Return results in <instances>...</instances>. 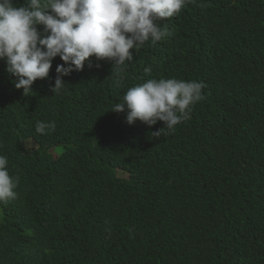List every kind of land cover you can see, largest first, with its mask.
Segmentation results:
<instances>
[{
  "label": "trees",
  "instance_id": "1",
  "mask_svg": "<svg viewBox=\"0 0 264 264\" xmlns=\"http://www.w3.org/2000/svg\"><path fill=\"white\" fill-rule=\"evenodd\" d=\"M156 23L169 34L130 50L119 83L90 57L52 93L57 56L24 93L0 59V155L19 177L0 264H264V0H192ZM160 78L204 84L174 132L110 110Z\"/></svg>",
  "mask_w": 264,
  "mask_h": 264
},
{
  "label": "clouds",
  "instance_id": "2",
  "mask_svg": "<svg viewBox=\"0 0 264 264\" xmlns=\"http://www.w3.org/2000/svg\"><path fill=\"white\" fill-rule=\"evenodd\" d=\"M192 0H0V59L12 83L23 92L37 79H47L52 61L59 56L52 93L65 88L63 76L80 71L90 57L109 60L115 66L117 83L124 79L125 65L132 52L146 42L155 44L169 34L156 21L172 18ZM43 26L42 35L37 26ZM144 71L149 73L150 67ZM203 82L182 79H148L130 87L123 102L110 110L124 112L128 124L139 120L148 126L157 121L163 127L152 132L159 137L165 130L190 119L194 105L203 99ZM55 130V122L38 121L36 132ZM18 176L8 170V159L0 155V203L16 199Z\"/></svg>",
  "mask_w": 264,
  "mask_h": 264
}]
</instances>
